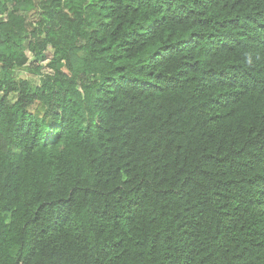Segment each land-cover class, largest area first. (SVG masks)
Listing matches in <instances>:
<instances>
[{
  "label": "trees",
  "instance_id": "16d2710c",
  "mask_svg": "<svg viewBox=\"0 0 264 264\" xmlns=\"http://www.w3.org/2000/svg\"><path fill=\"white\" fill-rule=\"evenodd\" d=\"M0 264H264V0H0Z\"/></svg>",
  "mask_w": 264,
  "mask_h": 264
},
{
  "label": "rangeland",
  "instance_id": "374dc122",
  "mask_svg": "<svg viewBox=\"0 0 264 264\" xmlns=\"http://www.w3.org/2000/svg\"><path fill=\"white\" fill-rule=\"evenodd\" d=\"M29 55V54H28ZM29 57H30V55H29ZM35 62H37L32 56L30 57V61H29V63L32 65V64H34ZM45 63H46V61H39V64H41V66H43V68L41 69V71H45L46 70V67H45ZM19 73L20 74H22L23 76H25V77H32L33 79H37V75H35V74H33V73H31V72H29L28 70H26V69H21V70H19Z\"/></svg>",
  "mask_w": 264,
  "mask_h": 264
}]
</instances>
